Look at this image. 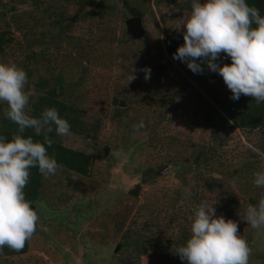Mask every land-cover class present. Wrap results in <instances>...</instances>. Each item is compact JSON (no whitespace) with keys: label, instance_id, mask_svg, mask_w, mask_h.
Listing matches in <instances>:
<instances>
[{"label":"rangeland","instance_id":"374dc122","mask_svg":"<svg viewBox=\"0 0 264 264\" xmlns=\"http://www.w3.org/2000/svg\"><path fill=\"white\" fill-rule=\"evenodd\" d=\"M87 1L96 6L101 0L63 2L68 5V15H72ZM112 1L115 13L101 20L109 24L100 42L106 51L102 60L107 58V62L101 63L95 54L89 65L83 64L77 59L74 45L64 47V56L60 58L62 71L70 83L65 96L71 103L82 106L89 134L71 132L59 138L63 145L94 156L91 176L60 168L55 175L44 178L34 206L39 216L37 228L43 229L47 236L34 233L25 254L0 257V264H187L177 257L161 259L157 255L162 252L153 245L147 253H140L138 244L146 245L153 237L173 239L182 223L191 226L188 208L192 201L183 196L192 187L199 185L207 195L213 192L206 193L202 178L193 175L189 168L181 169L187 166L181 157L187 158L192 152L189 143L179 140L167 149L148 144L138 149L135 141L142 137L143 131L128 135L119 130L110 119L116 107H127L130 117L135 118L152 119L164 114L170 121L157 127V131L170 132L174 126L181 138L188 136L197 143L208 139L203 142L215 149L214 165L237 166L240 161L254 160L259 170L256 169L264 171V153L260 147L264 132L229 128L221 132V144L208 136L206 118L212 114L211 117H217L215 101L232 96L223 78L210 71L206 63L201 64L203 72L194 73L186 62L167 54V36L182 33L176 29L177 24L190 13L191 0H126V4L123 0ZM205 2L200 0L202 4ZM127 5L143 11L146 29L143 40L132 39L126 33L124 21L131 16ZM53 9L58 7L48 0L39 3L0 0V28L9 24L14 37L21 41L22 32L27 29L37 35L53 36L57 33L52 25ZM18 24L22 31L16 28ZM122 33L126 37L120 41L118 37ZM89 49L84 46L83 51ZM22 60L24 54L17 47H9L4 56L0 55V63L19 68L22 65L18 61ZM145 67L151 70L147 80L142 71ZM30 70L31 74L26 71L27 77L36 81L37 71L33 66ZM131 75L136 78L130 81ZM115 95L120 99L119 106L112 103ZM121 101L124 106L120 105ZM118 150L128 155L127 163L109 155ZM161 164H169V168L160 179L140 182L141 170ZM221 177L226 182L220 186L222 195L234 194L248 206L252 193L247 192L246 186L236 183L228 174ZM136 185H140V192L134 198L127 192ZM222 197L225 200L226 196ZM115 220L120 225L118 230ZM251 230L249 264H264L260 258L264 252V230ZM125 241L128 243L124 244Z\"/></svg>","mask_w":264,"mask_h":264},{"label":"clouds","instance_id":"9594fccd","mask_svg":"<svg viewBox=\"0 0 264 264\" xmlns=\"http://www.w3.org/2000/svg\"><path fill=\"white\" fill-rule=\"evenodd\" d=\"M177 30L182 31L184 43L177 48L174 59L186 62L194 73L203 72L201 63L218 73L231 99L241 95L251 97L257 104L264 103V15L246 0H191V11L179 20ZM231 64L216 63L221 54ZM201 63H197V61ZM145 79L150 68L142 69ZM131 75L130 81L135 79ZM27 73L15 64L0 63V103L3 115L18 126L11 140L0 135V253L5 247L20 251L31 240L38 227V213L25 199L30 169L37 167L44 178L55 175L62 168L47 148L52 146L49 134L61 137L71 135V126L60 117L55 108H45L39 118L26 112L30 94L25 91ZM137 131L143 121L133 125ZM32 129L43 142L25 138L22 133ZM117 160L128 162L122 150L111 151ZM256 187L264 188V171L253 173ZM190 237L175 247L174 253L187 264H249L251 249L238 231V223L217 216L214 205L201 201L194 209ZM244 221L254 230H264V193L255 205L244 210Z\"/></svg>","mask_w":264,"mask_h":264},{"label":"trees","instance_id":"16d2710c","mask_svg":"<svg viewBox=\"0 0 264 264\" xmlns=\"http://www.w3.org/2000/svg\"><path fill=\"white\" fill-rule=\"evenodd\" d=\"M32 1L33 3L44 2L46 0H22ZM63 1L77 2L80 0H48L58 7L53 9L54 14L52 25L57 30V33L53 36H47L45 33L37 35L32 29H27L23 33V41L18 37H14L13 29L7 24L3 28H0V55L4 56L5 51L9 47H17L22 54H24V60L21 63L22 68L31 74L30 66H33L34 70L38 73V79L31 81L27 80L25 91L30 94L29 105L26 108L27 114L33 118H39L42 111L45 108H55L61 118L66 119L70 126L72 133H87L89 134L86 123L84 120V111L81 105L71 103L66 98V91L69 89L70 83L64 76L63 65L60 58L64 56L63 48L68 45H74L77 49V59L85 65H89L90 58L97 54L101 58L106 51L100 46L103 36L109 28L108 23H103L102 18L113 15L116 7L112 0H101L99 4L94 6L87 1L84 5L78 7L75 13L68 15L66 5ZM124 4L127 3L123 0ZM250 6L257 7L260 10L261 15H264V0H246ZM128 6V5H127ZM131 15L143 16L137 6H128ZM13 12V8L9 9ZM51 14V13H50ZM5 15V13H4ZM102 20V21H101ZM17 29L22 31V28L18 24ZM36 34V35H35ZM125 34H121L118 38L120 41L125 39ZM23 42V43H22ZM183 34H177L173 36H167L166 39V51L169 57L173 58L177 48L183 45ZM84 46H88V51H83ZM107 58H104L101 63H105ZM174 59V58H173ZM201 63L199 60L197 61ZM89 63V64H88ZM217 64L223 66L224 64H231V59L226 54L221 56L216 61ZM205 64V63H201ZM20 67V66H19ZM82 79V78H81ZM79 79V82L80 80ZM118 95L112 97V103L115 106H119ZM215 105L218 107L215 115L217 117H211L208 115L206 118L207 126L209 130L208 136L211 135L213 142L223 141V135L226 129L236 127L245 131L259 130L264 132V103L257 104L251 97L239 98V100H233L227 98L226 100H216ZM5 105L0 103V135L5 136L8 140H11L12 135L17 133L18 126L3 115V108ZM117 110L111 116V122L115 123L119 130L126 132L130 135V132L137 131L133 125L139 124L143 121L144 127L138 131H143L142 137L136 142V148H141L143 145H150L158 147L160 149L171 148L174 143L182 140L190 144L192 149L191 155L187 158H182L187 166L183 165L181 169L185 170L189 168L193 175L202 178L204 181L203 187L205 191L213 192L212 195L205 194L199 185L192 187L190 192H187L185 200L192 201V205L188 208V214L193 216V209L201 202L207 201L209 204L214 205L217 216H223L226 220L231 219L238 223L239 234L245 238L249 247L252 245V228L244 221V210L247 205H243L241 201L235 197L234 194H224L220 186L226 182L225 178L221 175L227 176L235 180L240 185H245L247 192H251L252 195L248 199V205H255L258 202L261 193H264V188L256 187L253 182V173L259 172L258 165L254 160L240 161L237 166H225L222 167L219 163L214 165L212 163V156L215 149L211 144H207V140H203L201 143L190 141L189 137L181 138L178 131L174 126L170 132L163 133L157 131V127L160 125L166 126V122L170 121L168 117L163 114H159L158 117H130L127 107H116ZM25 138L31 136L34 141L43 142L42 136H36L32 129H27L22 133ZM53 143L51 147L47 148V152L50 156H54L58 164L62 165V168L74 171L84 176H91L92 166L94 162V156L89 153L79 151L77 149L70 148L62 144L55 131L49 134ZM209 138V137H207ZM261 151L264 153V141L260 145ZM169 161H172L168 159ZM175 160V159H174ZM185 166V167H184ZM234 166V167H233ZM258 170H257V169ZM206 170V172H204ZM44 177L40 174L37 167L30 169L29 182L24 189L25 199L30 202V206L35 210V202L40 197V190ZM140 192V185L134 186L129 189L127 194L131 197L137 198ZM222 196H226L223 200ZM174 198H178L177 194ZM191 221V219H190ZM116 229L118 230L120 225L115 220ZM122 224V223H120ZM190 228L186 223H182L179 230L175 233L173 239H164L161 237H153L147 240V244H138L141 248H138L140 253H147L150 246L159 248L158 257L161 259H175L179 258L173 249L186 243L190 237ZM128 242L125 241L124 244ZM29 241L26 242L25 247L20 251H13L7 247L3 249V253H0V257L4 256H20L27 252ZM261 261L264 262V252L260 255ZM177 262V261H176Z\"/></svg>","mask_w":264,"mask_h":264},{"label":"water","instance_id":"95a60500","mask_svg":"<svg viewBox=\"0 0 264 264\" xmlns=\"http://www.w3.org/2000/svg\"><path fill=\"white\" fill-rule=\"evenodd\" d=\"M125 26H126V33L135 40H143L146 36V29L142 20V16L140 15H131L127 17L124 21ZM121 106H124V102H120ZM108 147H104V154L107 153ZM169 168V164H161L157 165L156 167H147L143 170H141L140 173V182L141 183H149L155 180L160 179L164 173L167 171ZM37 234H42L44 236H47V233L40 228L36 229ZM118 245H116L115 250L118 249Z\"/></svg>","mask_w":264,"mask_h":264},{"label":"flooded vegetation","instance_id":"af4514ba","mask_svg":"<svg viewBox=\"0 0 264 264\" xmlns=\"http://www.w3.org/2000/svg\"><path fill=\"white\" fill-rule=\"evenodd\" d=\"M141 173V172H140Z\"/></svg>","mask_w":264,"mask_h":264}]
</instances>
